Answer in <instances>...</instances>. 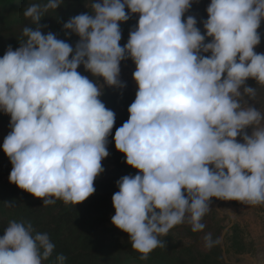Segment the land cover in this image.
Wrapping results in <instances>:
<instances>
[{
	"label": "clouds",
	"instance_id": "1",
	"mask_svg": "<svg viewBox=\"0 0 264 264\" xmlns=\"http://www.w3.org/2000/svg\"><path fill=\"white\" fill-rule=\"evenodd\" d=\"M193 3L198 0H91L90 12L63 23L66 37H79L73 47L44 34L48 26L41 24L64 0H35L23 9L31 25L23 27L20 46L8 45L0 57V112L10 116L11 129L2 144L12 165L9 181L44 206L58 200L76 206L96 192L116 121L101 99L104 86L125 88L121 62H134L138 90L114 141L138 172L117 180L111 221L141 260L165 248L162 237L183 224L204 233L205 249L219 245L203 222L213 198L264 206V106L258 102L264 52L255 50L264 0H210L203 33L195 16L185 19ZM135 15L122 46L120 25ZM81 65L91 79L78 71ZM55 248L31 221L10 220L0 237V264H45ZM67 259L57 254L55 264Z\"/></svg>",
	"mask_w": 264,
	"mask_h": 264
},
{
	"label": "trees",
	"instance_id": "2",
	"mask_svg": "<svg viewBox=\"0 0 264 264\" xmlns=\"http://www.w3.org/2000/svg\"><path fill=\"white\" fill-rule=\"evenodd\" d=\"M30 2L35 0H0V56L4 55L8 45H12L13 49L20 46L19 39L23 27L31 25V21L23 15V9ZM209 3L210 0H198V3H193L185 19L187 15L195 16L198 27L202 30L203 25L200 21L207 19L206 8ZM86 12H90V9L82 0H64L61 7L55 12H49L42 19L41 24L48 26L44 29V34L51 31L74 47L75 44L65 36L63 23L74 15ZM137 21L138 19L133 16L120 26L132 29ZM32 27L35 28L34 25ZM125 98L124 95L117 93L101 97L106 107L116 114L113 134L108 138V150L119 154V160L116 171L103 172L95 180L96 192L83 203L76 206L65 205L58 200L53 205L44 206L42 199L10 183L11 162L5 164L0 161V237L4 235L10 220H29L37 231L47 232L56 246L53 256L49 261H45V264H55V257L60 253L68 258L67 264H197V259L194 257L184 259L181 251L169 246L167 241L165 248H157L147 260H141L139 259L141 254L132 248L130 240L108 241L98 231V220L105 216L111 205L112 194L119 190L117 180L124 175H134L135 172L134 168L127 165L126 156L116 149L114 141L116 129L128 119ZM3 116L5 114L0 112V118ZM5 201L14 202V207H6ZM222 249L218 247L220 256Z\"/></svg>",
	"mask_w": 264,
	"mask_h": 264
},
{
	"label": "rangeland",
	"instance_id": "3",
	"mask_svg": "<svg viewBox=\"0 0 264 264\" xmlns=\"http://www.w3.org/2000/svg\"><path fill=\"white\" fill-rule=\"evenodd\" d=\"M85 5L89 4L91 0H82ZM127 11V9H126ZM138 19V15H135ZM123 46L128 38L130 28L121 27ZM202 33L204 29L201 30ZM259 31L262 34L261 44L255 49L257 52H264V21L261 23ZM71 43H76L79 40L77 35H71L69 38ZM3 56V55H2ZM0 56V57H2ZM83 75L89 76L91 79V73L84 70L83 65L78 69ZM135 71V64L131 59L121 62V80L126 84L123 89L116 87L104 86V94L117 93L122 94L126 98L128 107L135 99V93L138 90L133 73ZM100 83L103 82V78H100ZM250 86L256 87V81L249 80L247 82ZM258 102L261 106H264V89H261L258 96ZM250 103H254L250 101ZM256 104L259 108L260 105ZM126 116L129 118L127 111ZM10 116L5 115L0 118V161L2 163H10L7 155L4 153L2 144L5 136L11 130L9 128ZM251 130L249 129V134ZM113 134V131H112ZM115 134V133H114ZM110 155L102 161V166L105 171H116L117 161L119 160V154L113 153L108 150ZM122 154V153H120ZM11 167V166H10ZM138 170L135 169L134 175ZM103 174V173H102ZM113 196V194H112ZM107 209L105 216L98 220V231L101 236L108 241L111 240H130L127 233L121 231L112 224L111 217L115 214V209L112 202ZM219 204V210L215 208V204ZM212 209L208 215L204 217V223L207 225L206 232H211L213 238H219L220 244L216 247L208 250L203 246L204 233H193L191 226L188 224L179 225L173 228L167 237H162L167 241L169 246H174L176 250L181 251L184 259L188 257H194L197 259V264H264V206H249L241 204L238 201H222L213 198ZM230 209L231 211H229ZM231 212L234 216L235 222L233 226L227 231L224 239H221L223 230L231 223V218L228 213ZM218 247L221 249L224 247L225 251H222V255H219ZM223 250V249H222ZM226 258V261H225ZM216 261V262H215Z\"/></svg>",
	"mask_w": 264,
	"mask_h": 264
},
{
	"label": "water",
	"instance_id": "4",
	"mask_svg": "<svg viewBox=\"0 0 264 264\" xmlns=\"http://www.w3.org/2000/svg\"><path fill=\"white\" fill-rule=\"evenodd\" d=\"M215 208H216L217 210H219V204H218V203L215 204ZM228 215H229L230 218H231V223H230L229 225H227V227L223 230V233H222V235H221V239H222V240L224 239V237H225L227 231L233 226V224H234V222H235V219H234L233 214H232L231 212H229ZM223 251H225V248H224V247H223Z\"/></svg>",
	"mask_w": 264,
	"mask_h": 264
}]
</instances>
